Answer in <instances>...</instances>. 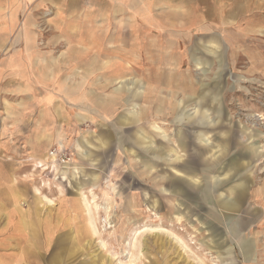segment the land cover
Instances as JSON below:
<instances>
[{
    "label": "rangeland",
    "instance_id": "obj_1",
    "mask_svg": "<svg viewBox=\"0 0 264 264\" xmlns=\"http://www.w3.org/2000/svg\"><path fill=\"white\" fill-rule=\"evenodd\" d=\"M141 1L0 0V264L127 262L135 231L133 264H264V0ZM174 72L195 91L156 114L143 87Z\"/></svg>",
    "mask_w": 264,
    "mask_h": 264
},
{
    "label": "bare ground",
    "instance_id": "obj_2",
    "mask_svg": "<svg viewBox=\"0 0 264 264\" xmlns=\"http://www.w3.org/2000/svg\"><path fill=\"white\" fill-rule=\"evenodd\" d=\"M219 5V4H218ZM116 7H118V8H120L121 7V5L120 4H118V5H116ZM130 8H132L133 9V11L134 10H136V9H139V11L141 12V13H145L144 11H147L146 9H145V7L147 8V7H149L150 8V5L149 4H142V3H138V2H131V4H130V6H129ZM218 7V6H217ZM221 8V7H220ZM224 8V7H223ZM220 14V13H219ZM146 18H148V16L146 15L145 16ZM148 20H149V22L151 23V27L152 26H154V27H158L159 25L157 24L158 22H157V20H155L153 17H149L148 18ZM26 23H28V19L25 21ZM11 26H12V24L10 23V30H11ZM24 27H26L25 26V24H24ZM114 38V37H113ZM27 45H29V43L28 42H26V44H25V46H27ZM16 53V52H15ZM189 54V53H188ZM26 57H28V56H26ZM94 59V58H93ZM113 59L114 58H111V60H110V58H107L106 60H105V63L103 64V66H102V68L101 69H109L110 71H109V73L110 74H108L107 76H106V79H105V85L104 86H106V85H108V84H111V83H115V84H123V83H125V82H128V81H130V79H131V76H132V74H134V71H133V69L131 68V65H132V63L134 62V57L132 58L130 55H125V56H121V57H119L118 58V60L115 62V63H113ZM136 59V58H135ZM10 61H14V59H13V57H12V59H10ZM89 62V61H88ZM99 62V61H98ZM12 63V62H11ZM52 63L53 62H49V63H47V64H49V66H51L52 65ZM94 63H95V61H94ZM121 63H125V67L123 66L122 67V65H120ZM196 64V63H195ZM117 65H119V66H117ZM126 65H128V66H126ZM48 66V69H49V72L50 73H52V71H54V69L52 70V67H49ZM116 66L118 67V68H116ZM82 72H83V74H84V76H82V77H84L86 80H87V78H88V76H89V74H90V70L88 69V68H86V69H82ZM97 72V71H96ZM92 75V74H91ZM73 78V77H72ZM83 78V79H84ZM82 83V85H83V82H81ZM81 83H79V85H81ZM127 84V83H126ZM198 85V84H197ZM128 86V85H127ZM141 86V85H140ZM70 88H72V86H70ZM76 88V87H75ZM164 88H166L165 89V96H161V97H157V98H155V99H152L151 98V93H153V92H158V87H157V85H155V86H151V84L150 83H148L146 86H144L143 87V94H145V96L146 97H148V99L149 100H153V103H154V101H155V112H157L156 114H162V115H165V116H168V114H170V113H172L173 112V110L175 109H177V103H182V105L184 104L183 102H185L187 99H186V97L188 98V96L186 95V94H191L192 92H194L195 91V84L193 83H191V81L189 82V81H185V80H182V77H181V73L179 72V73H176V72H174V73H170L169 75H167V79H166V82H165V87ZM139 89V88H138ZM84 90V89H83ZM142 90V89H141ZM80 91V90H79ZM115 92V94L116 95H119L116 91H114ZM126 93V92H125ZM66 94H71V93H69V92H66ZM122 94L123 93H121V96H122ZM161 95V94H160ZM180 95H182L181 97H180ZM69 96V95H68ZM74 97H76V95H74ZM192 97V96H191ZM128 98V97H127ZM116 98H107V103H105V104H107V106H106V109H105V111L103 112V113H105V114H107V115H109L111 112H113V110H114V108L117 106V104H114V100H115ZM139 99V98H138ZM82 100V99H81ZM105 99H102L101 101H104ZM191 100V99H190ZM195 100V99H194ZM193 100V101H194ZM123 102V101H122ZM190 103V102H189ZM125 104V103H124ZM194 104V103H193ZM122 105H123V103H122ZM102 106V105H101ZM135 106V105H134ZM145 107H149V106H143V107H139V108H137L136 107V109H135V111H133V113H134V115L139 119V120H141V118L143 117V116H145L146 115V112H145V110L144 109H146ZM56 115L57 116H59V114H58V110H57V112H56ZM85 118V116H80L79 118ZM145 118V117H144ZM183 120V119H182ZM180 121V120H179ZM218 122H219V120H218ZM136 126V125H135ZM155 126V125H154ZM153 126V127H154ZM140 128V127H139ZM140 130V129H139ZM117 131V130H116ZM119 131V130H118ZM153 132V131H152ZM142 133H145V132H142ZM150 133V132H149ZM154 133V132H153ZM141 134V133H140ZM143 136V135H142ZM224 135V133L222 134V135H220L219 137H220V139L221 140H227L228 138H229V136H225ZM130 139V138H129ZM151 139V138H150ZM204 139H206V138H204ZM150 141V140H149ZM205 141V140H204ZM207 141V140H206ZM127 142V141H126ZM86 144H87V142H86ZM76 146L77 147H79V148H82L81 146H82V143H80L79 141L76 143ZM150 146H152V143L149 145V147ZM124 147V146H123ZM148 147V146H147ZM146 147V148H147ZM186 155V154H185ZM162 156V155H161ZM93 157V154H92V152H84L83 153V156H81V158L82 159H85V158H89V159H91ZM161 158V157H160ZM147 163V162H146ZM144 167H146V168H144L146 171H147V173H150V168L149 167H147V166H144ZM172 170V169H171ZM176 171V170H175ZM186 173V172H185ZM184 173V174H185ZM181 174H183V173H180V175ZM182 176V175H181ZM189 176V175H188ZM180 180L182 181V182H184V180L182 179V178H180ZM173 184H174V190H176L177 192H179V193H185L186 192V190L187 189H184V188H182L183 186L181 185V184H179V183H176V182H172ZM242 187V182H239L237 185H235L234 186V188H233V191H232V193H234V192H236V193H238V195L236 196V200H234V199H228V200H226V201H223V203H222V205L225 207V208H229V209H232V208H234L235 206L237 207V205H238V199L240 198L239 197V195H240V193L242 192L240 189H242L241 188ZM90 192H91V194H92V199L91 200H89L88 198H87V196L83 193L81 196V198H82V204H83V206H84V209L86 210V212H87V215H88V221H89V224H90V226H91V230H92V233L93 234H95V235H98V236H100V231H99V229H98V227H97V224H96V220H95V216H94V213L92 212V210L94 209V210H97L98 208H103V210H104V212H105V210H107L108 209V206L107 205H104L103 207H101L97 202H96V200H95V193L93 192V189H90L89 190ZM204 193V192H203ZM201 197V196H200ZM44 200L45 201H47V203L49 202V203H51L52 202V200L51 199H48L46 196H44ZM20 220V219H19ZM20 226H22V228L23 227H27V222L25 223V221H23L22 220V222H21V224H20ZM24 229V228H23ZM150 231L151 230V228H149V229H146V231ZM145 231V230H144ZM141 232V231H140ZM137 235H139V232L137 233L136 231L133 233V235H132V238H131V240L128 242V251H127V254H128V260H127V262L126 261H119V263L118 264H133V262L138 258V246L139 245H137L138 244V239H137ZM141 235V234H140ZM139 237V236H138ZM176 240L177 241H179V242H181V245H183V246H186L184 243H183V241L181 240V239H179L177 236H176ZM100 244H101V246H105L106 245V243L104 242V240H102V239H100ZM33 245V244H32ZM42 245V244H41ZM252 250V249H251ZM70 254V253H69ZM94 261V260H93ZM102 263H104L103 261H102ZM101 263V264H102ZM90 264H95L94 262H91L90 261Z\"/></svg>",
    "mask_w": 264,
    "mask_h": 264
},
{
    "label": "crops",
    "instance_id": "obj_3",
    "mask_svg": "<svg viewBox=\"0 0 264 264\" xmlns=\"http://www.w3.org/2000/svg\"><path fill=\"white\" fill-rule=\"evenodd\" d=\"M132 2H143V1H141V0H132ZM214 2H216L215 0H214ZM5 3V2H4ZM4 3H2V4H4ZM150 5V4H149ZM1 10V9H0ZM137 10V9H136ZM139 10V9H138ZM135 11V10H134ZM140 12V11H139ZM150 16H148V18H149ZM147 24L151 27V23L149 22V20H147Z\"/></svg>",
    "mask_w": 264,
    "mask_h": 264
}]
</instances>
